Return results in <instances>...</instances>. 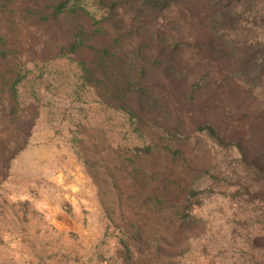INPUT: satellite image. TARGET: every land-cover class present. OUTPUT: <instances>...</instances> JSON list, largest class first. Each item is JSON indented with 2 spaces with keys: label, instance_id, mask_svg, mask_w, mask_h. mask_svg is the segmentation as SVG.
Wrapping results in <instances>:
<instances>
[{
  "label": "rangeland",
  "instance_id": "obj_1",
  "mask_svg": "<svg viewBox=\"0 0 264 264\" xmlns=\"http://www.w3.org/2000/svg\"><path fill=\"white\" fill-rule=\"evenodd\" d=\"M55 1L0 0V264H264V73L229 44L264 0Z\"/></svg>",
  "mask_w": 264,
  "mask_h": 264
},
{
  "label": "trees",
  "instance_id": "obj_2",
  "mask_svg": "<svg viewBox=\"0 0 264 264\" xmlns=\"http://www.w3.org/2000/svg\"><path fill=\"white\" fill-rule=\"evenodd\" d=\"M54 1V0H53ZM98 6V8H101L103 6H106V10H112L113 7L119 5L118 2H110L106 3L104 0H62L60 2L55 1L53 5V13H52V19H56L58 16L64 13H72L77 14L81 9L84 10L83 4L92 2ZM129 0H123L124 3L128 2ZM180 1V0H131L129 3L131 7L139 6V8H144L146 10L156 9V8H168L172 2ZM182 1V0H181ZM237 2L239 0H236ZM241 4L243 5V11L245 12H251L252 11V4L253 0H240ZM140 8V9H141ZM218 28H225L228 26V23L226 20L221 18L220 16L215 20ZM233 26V25H232ZM231 27V26H230ZM234 27V26H233ZM83 35V34H82ZM81 35V36H82ZM80 38V37H78ZM76 37V39H78ZM231 48L233 49V70H234V77L241 79L243 81V84L246 85L250 89H262V73H264V45L263 44H257L255 43L253 46H248L247 41H231L229 42ZM85 48V42L82 40H77L72 44V50L71 53L78 50H83ZM104 54H108V51L105 50ZM86 68V66H85ZM83 68L85 71V74H91V71L88 69ZM23 78L21 76H18L16 82L13 84L12 91H15V86L21 82ZM78 91V90H77ZM16 92V91H15ZM142 91H138L136 93L137 96L143 95L141 93ZM77 99H75L73 102H80L81 95L79 92L75 93ZM135 99V105L137 107L142 106V102L139 101V98L134 96ZM1 109L4 110L3 105L0 104ZM125 113L133 117V113L129 110H126ZM205 131L209 134V136L214 140H220L219 137H217L216 132L211 127H206Z\"/></svg>",
  "mask_w": 264,
  "mask_h": 264
}]
</instances>
